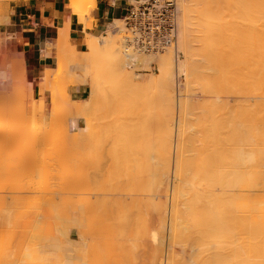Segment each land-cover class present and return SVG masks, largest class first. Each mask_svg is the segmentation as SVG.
I'll return each mask as SVG.
<instances>
[{
	"label": "bare ground",
	"instance_id": "6f19581e",
	"mask_svg": "<svg viewBox=\"0 0 264 264\" xmlns=\"http://www.w3.org/2000/svg\"><path fill=\"white\" fill-rule=\"evenodd\" d=\"M0 1L5 2L3 6L7 10V3L10 0ZM12 1L16 2L19 0ZM67 6L70 14L75 15L79 23L84 26H91L90 21L94 19L92 16V11L95 7L94 0H68ZM81 6H84V9L81 8ZM225 12L235 13L236 16H238L240 12H243L248 17L247 21H244V24L240 23L234 25L236 28L234 27V31H232L233 35L230 34L233 39V42H230V44H235L236 47L238 46L240 49L243 48L244 51L242 49V52H245L244 54L242 53L243 59L240 60L242 54L240 55V52L237 53L238 49H236V47L232 48L229 44L231 50L234 49V52L237 53L236 55H240L239 58L238 56H234L232 51L231 53L233 55L228 53L237 59V62L234 59L231 65H229V67L232 66V68L235 69L232 70L231 67L230 69L228 68L230 73L231 71H237V75L236 73L234 74L235 77H233V74L231 75L232 77L230 76L234 78L232 84L235 82L237 84L235 83V85L233 84L234 86H229L232 80L231 78H227L230 80L228 85L230 90L228 87H225L227 86L226 80L222 79L225 73L222 62L226 59L223 56H228L227 52H225L224 55L222 53L223 51L221 52V50H225L222 49L223 45L221 46V44H223L222 39L225 38L226 31L227 33L229 31L225 26L226 23L224 21L222 22L225 18ZM85 15L92 16V18L90 17L91 19L89 18L90 21L88 24L85 21L86 19L83 18ZM225 15L228 16V14ZM176 19V44L158 54L141 53L128 45L122 36H119V33H123L121 32L123 27L121 28L118 23L119 20H114L109 24L106 31L99 37L87 36L88 41L86 42V49L84 51H79L69 42L67 23L61 22L60 26L55 29L56 32H58L55 38L53 39V37H50V40L46 44L48 49L45 52V56L52 57L54 63L57 62V57L60 61L66 62L67 69L64 71L58 70L56 74L65 73L66 77L69 79L66 83L67 85H65L62 90L56 91V93L52 91V81L57 77L50 73V70L53 68L52 66L39 70L38 79L43 83L42 85L37 84L30 87L31 84H29L28 88V85H25L26 81L23 70L20 69V67L22 68L20 64L23 61L20 62L17 59L18 61L16 62L17 64L20 63L19 65H16L14 61L12 62V66L11 63L9 65L7 64L8 66L5 65V67L8 68L10 66L12 69L9 68V70L11 69L10 72L5 68L0 70V91L3 92H0V118L2 119L0 121H2V128H5L3 121L6 124L7 118L18 121L17 119L19 117L17 114L19 113L21 115L22 113L23 115V109L21 107L17 108L14 106L18 111L12 107L15 110L13 111L17 113L12 115L11 112H8V106L10 102L12 103L14 100L18 101V99H21L20 96L25 92V88L28 94H24L33 101H35L36 94L37 97L45 92L51 94L49 107L52 108L54 104L55 106L53 107L55 110L52 112L50 111L51 114L49 115L55 119L57 118L56 120L59 118L57 112L59 109H57L56 104L62 99H64V101L66 100L64 104L67 103L69 106L64 107V111H61L62 113L64 112L63 115L60 114L61 116L66 115L67 120H70H68L65 125L67 123L68 125L70 123L72 124V121L77 122V120L81 123L82 121L84 122V120L86 122V119L94 118L98 111H100L99 113L106 112L109 105L114 111H123L122 115L124 114L125 118L122 116L120 120L123 119V121L113 122L112 133H102L103 136H108L107 142L110 143L106 153L107 159L110 160L112 165L110 174L117 178L118 173L121 171L120 173L124 175V186L126 185V191L124 190L123 192L122 189V195L124 194L123 198L126 201L130 198L129 201H127L129 204L134 203L132 206H127L128 209L126 206L124 208L130 212L131 210H135L138 213L134 215L138 216L140 213L139 211H141L139 207L144 206V201L145 205L150 206L151 203L148 201L152 200L155 206L153 207L157 210L156 212H158L159 228L162 231V233L159 234L162 235V238H156L159 239V243L156 245L157 248L156 251L154 250L155 253H153V256H150L152 259L149 263L264 264V0H176ZM0 20V24L2 22L5 24L8 23L7 16H0ZM229 23L230 22H228V24ZM235 45H233V47ZM53 50L56 51L57 57L52 56ZM179 55H181L182 59H178ZM155 58L159 61L157 73L142 76L132 72V70L135 69H140V71L142 69L147 70V68L154 63ZM228 58L229 57H227V59ZM238 59L243 61V69L245 71L241 70L242 64L241 66H237L238 68L235 67L236 63L240 65ZM228 61L230 62L229 59ZM227 65L228 64H226V66ZM223 66L226 67L224 62ZM239 67H241V69H239ZM238 70H241V72ZM217 74L218 84L211 80L212 83H214L212 84L207 77L211 78L212 75ZM180 75L185 77L184 85H180L176 81V77ZM236 76L240 77V80L237 79ZM235 79L237 80L235 81ZM238 81L241 82L242 87L239 89L244 88V94L236 88L240 84V82L238 84ZM242 82L245 84V86L243 85L244 87L242 86ZM78 86H87L89 89L88 95L84 100L73 101L67 97L66 88ZM235 90H237V93H240L239 95H245L244 97L242 96L243 100L235 95ZM9 91L11 92L9 93ZM204 92L209 93L206 97V103L204 102V107L200 110L206 118L202 128L204 135L203 141L201 142L205 150H202L197 158L195 156L197 153L193 147V137L195 134L197 135L196 131L198 126L195 123L197 121V118L195 119V113H199L200 111H193L192 97L198 94L202 95ZM228 95L235 97H233V101L235 102L231 101L233 105L238 104L234 105L236 107L229 102ZM72 102L79 104V106H75L74 104V106H70ZM157 102L161 105L158 107L159 110H163L162 112L160 111L161 113L159 110L157 112L158 108L156 106L159 105ZM17 103L18 105L23 104ZM174 104L177 106V116L175 119L173 115ZM101 109L105 111H101ZM240 111L243 112L241 113L242 118L235 114ZM37 113L39 114L38 103L36 102L32 107L31 114L36 115ZM216 113H218L217 117ZM33 115L31 117L32 120ZM100 115L101 114H99V116ZM8 119L7 121H9ZM21 120L25 121V119ZM27 120H30V118ZM63 120L64 119H62V121ZM94 121L96 120L94 119ZM11 122L12 124L14 123V121ZM55 122H53V125H55ZM28 123H30V121H28ZM8 124L10 123L8 122ZM8 124H6V128ZM90 124L88 126H90ZM11 125H8V129H13L9 127ZM75 125V123H73L72 126L70 125V129ZM82 125L84 124L82 123ZM93 126L92 124V127ZM25 127L29 129V125H25ZM42 128L43 130L45 129L44 127ZM85 129L86 128H82L80 130L85 132ZM87 129L89 135H87L86 132L85 134L88 138L90 136L92 137L90 141L93 142L94 151L98 138L101 135L98 134L97 131L91 130L89 127H87ZM8 131H6V133H8ZM48 131L49 130H47L46 133L44 131L43 141L45 142V146H48V144H50L49 147L54 145L52 148L54 147L55 149V145L57 146V144H55L57 143V137L60 135L56 132L57 128L56 131L52 128L51 131H55V134L58 136L51 132L54 136L50 133L51 137H48L51 139L52 143H50V140L46 138V135L50 132ZM70 131L75 133L74 131L76 130L74 128L73 131ZM82 131L81 133H83ZM9 133L12 135L11 132ZM64 133L67 134L66 132ZM31 136H33L31 137L32 139H35L33 133ZM228 136L234 137V142L236 141L235 144L232 142L233 146H231L229 158L226 160L229 165L228 169L225 174L217 173L213 176L207 170L209 167V152L212 153V156L215 155L213 160L217 161L218 165L220 163L224 164L223 159L218 155V143L224 138L227 139ZM10 137L12 138V136ZM53 137H56L55 143ZM46 139L49 143H46ZM3 141L5 143H3ZM12 141L10 142L11 144ZM31 141L33 142L35 140ZM237 141H240L242 146L238 145ZM0 143L6 144V139L0 138ZM42 145L44 146V144ZM18 148H20V146ZM52 148L51 150L47 148V154H51V152L48 153V151H53ZM88 150V155H84L83 157L79 155L75 160V162L77 161V163H75L77 167L82 170L92 165L94 159L97 161L95 151L93 153V151L90 152V149ZM0 153H2V147ZM47 154L45 153V149H43L42 159L37 160H35L36 157L33 153L29 154L27 158L31 163L19 165L22 170H19V167L14 170L10 167L12 169H10L11 171L18 169L19 171L17 170L16 172L22 171V174L24 172V166L28 186L26 187L25 183L23 185H25L26 188L23 186L22 189L20 186L21 184L18 185L21 188L15 187V189L19 188L17 191L22 190V196L19 194V191H15L17 192L15 193L13 190L14 194H19V196L17 195L19 199L14 195L16 200L13 199L14 196H11L16 202L8 199L11 197L6 198L7 195L0 191L2 193H0V230H4L8 233L9 230L7 231L6 229L9 227H12V229L9 228L11 231L16 227H20V229L22 227V235H19L21 231L18 228L16 230L17 232L20 231L19 234L16 233L15 230H13V233L15 235L17 234L16 236L18 239L19 236L23 237L19 239L21 241H18L17 237V240L14 239L15 235L11 233V231H9V234H13L14 236L7 234L5 238L4 235L6 232L4 231V233L2 232L3 234L1 233L3 237L0 234V244L3 243V246L7 241L6 246H4L10 247V249H6L3 246L4 249L0 245V248L3 249H0L1 254L9 252L6 255H0V264H99V254L95 235L98 232V224L100 222L98 218L100 216L97 217V213L100 211L97 210L104 207L103 203L106 196H104L103 200V195L101 196L100 192L104 190L97 186L99 184L98 181L93 179L95 178V173L91 179L98 184L94 181L92 183L91 181L93 184H91V186L89 185V180L85 179L84 183L82 178H79H86V175L77 176L78 179H74L76 181L73 183V190L75 189L79 192L86 187L85 193L87 195L83 192V197L81 194L82 190L80 194L75 191L74 194H78L75 195L77 197L74 198L73 201L70 198L72 203L68 202L73 205L72 207L68 204L72 208H69L71 211L59 210L60 208H57V202L58 200L61 201L59 199L61 198L60 193H62L61 191L67 186L64 188L65 185L61 183L63 187L60 185V188L58 185L60 191V193L58 191L59 196L57 194V187L54 188L53 186L55 185L51 186L48 184L54 183L48 182L46 179L51 177V179L54 180L57 162H54V164L51 163L49 159L51 157L49 155L48 158L46 156ZM20 155L18 157H20ZM33 156L35 158H32ZM195 158H197V162L194 161L193 163V160H196ZM54 159L55 158H51L53 161ZM19 161L22 163L23 159L19 158ZM8 163L9 162H7V164ZM193 165H196V169L194 168L196 172L191 175L190 167L193 168ZM3 166H5V164ZM1 168H4V171ZM1 168L3 175L2 172H0V179L4 178L7 172V167L1 166ZM10 170L8 168V171ZM49 170L51 173H48ZM91 171L92 169H89L87 173L90 174ZM112 171H114V173ZM40 174H43L44 178L47 176V178L44 179ZM10 175H8L10 178L18 176L16 174L13 176V172ZM185 176H190V180L186 181ZM28 177L31 178L29 179ZM10 178L9 181L12 180ZM32 178L36 181L32 182ZM79 179H81L83 183ZM1 180L3 185V179ZM164 185L165 189L164 187L162 189L165 192L161 194L160 190ZM89 188H95V191L96 189L101 191L93 192ZM70 189H72V187H70ZM26 195H30L31 198H27L28 196ZM64 195H66V193ZM98 195L101 196V199H98ZM162 195L163 197L165 195V198H163ZM23 197H26V199ZM162 198L163 200L168 199V201L164 200L163 203ZM136 200L140 201L141 206ZM8 201L11 203H8ZM13 203L16 204H14V207H16V210L14 209L15 211H17L19 207L21 208H19L20 210L17 211V213L12 212ZM126 204L128 205V203ZM61 205L65 207V205H67V199L64 200ZM98 206L101 208L97 209ZM131 207H133V209L130 210ZM21 210L24 212L21 213ZM102 210L104 211V209ZM110 214L115 216L120 214L116 217V223H111V229H109L108 232L112 237H117V239L114 240H116L115 250L118 255L114 264H124L120 260L122 257L119 256V253L123 252L122 249L126 250L127 248L120 249L119 247L120 242L123 241L121 243L122 245L125 241L121 236H123L127 226H124V220L121 218L122 212H119L117 215L114 212ZM164 214L167 215V220ZM16 217H19V220ZM14 224H16V226ZM136 226L137 228L139 227L138 224H136ZM159 228H154L155 230L151 229L153 238L157 235L159 236V234H157L160 232ZM133 229L136 231L134 225ZM123 230L124 232L121 233ZM147 232L148 230L146 233ZM164 235H166L167 238L168 249L163 255ZM140 236H142L141 233ZM8 237H14L13 241L15 244L17 241L20 243L17 242L19 245L14 244L17 246L16 249L13 244L11 245L9 243V239L11 238ZM59 237L69 239L71 248L73 249V253L68 260L56 259L52 254L45 251L44 245H42L44 241L54 242L60 239ZM152 237L150 235V238ZM128 241L129 240L126 242ZM8 243L11 246H8ZM172 245H177L180 248L179 255L174 254ZM8 249H13V251H9ZM119 250L121 251L119 252ZM129 257L131 258L132 256H127V259ZM125 264H127V261Z\"/></svg>",
	"mask_w": 264,
	"mask_h": 264
},
{
	"label": "rangeland",
	"instance_id": "374dc122",
	"mask_svg": "<svg viewBox=\"0 0 264 264\" xmlns=\"http://www.w3.org/2000/svg\"><path fill=\"white\" fill-rule=\"evenodd\" d=\"M13 1L12 0H10V1H8V3H7V10L4 8V3L5 2H3V1H0V16H7L8 17V7H9V4L10 3H12ZM81 8H83L84 9V6H81ZM219 10V9H218ZM80 11V10H79ZM221 11V10H220ZM219 11V12H220ZM215 12V11H214ZM218 12V13H219ZM216 13H217V11H216ZM222 13V12H221ZM225 14H228V16H226ZM222 16H223V14H222ZM92 18V16L90 15H85V16H83V18H85L86 20L85 21H90L89 20V18ZM225 17V18H224ZM224 19L222 20V22L224 21L225 23H226V28H228L227 30H229L228 31V33H227V31H226V36H225V38L224 39H222V41H223V44H221V46L223 45V47H222V49H225V50H221V52L223 53V55L225 54V52H227V54L228 53H230V54H232V53H234V56H240L243 52H242V49L243 48H241L240 49V47H236V45L235 44H230V42H233V39L231 38L232 36L231 35H233V32L232 31H234V27L236 28V26H234V25H237V24H240V23H245L244 21H247V19H248V17H247V15L246 14H244L243 12L241 13L240 12V14H238V16H236L235 15V13H231V12H225L224 13ZM90 18V19H91ZM234 18H236V19H234ZM119 20V25L121 26V28L123 29L121 32H123V33H119V36H122V38H124V35H125V31H124V26H123V21H122V18H120V19H118ZM227 22H226V21ZM231 20V21H230ZM235 22H237V23H235ZM1 21V20H0ZM233 21V22H232ZM90 22H92V20L90 21ZM228 22H230L229 24H228ZM232 22V23H231ZM228 26V27H227ZM231 26V27H230ZM5 28H6V24L5 23H1L0 24V70L1 69H7V71L9 70V68H11L10 66L7 68V67H5V65L6 66H8L10 63H11V66H12V62L14 61V62H16V61H23V62H21V64H20V66H22V68L20 67V69L21 70H23V74L25 75V81H26V83H25V85L27 84L28 86V88H29V84H31L30 85V87L31 86H35V85H37V84H39V85H42L43 83L42 82H40V80L38 79V74H39V71H38V73H37V75H31V73L30 72H28V70L26 69V66H25V62H24V59L22 58V57H19L17 54H16V50H15V48H14V45L12 44V42L10 41V36H8L7 34H5ZM231 28V29H230ZM232 32V33H231ZM231 34V35H230ZM230 36V37H229ZM99 37V36H98ZM226 39V40H225ZM228 39V40H227ZM232 40V41H230V40ZM87 41H88V39H87ZM86 41V42H87ZM224 41H226V42H224ZM229 42V43H228ZM222 43V42H221ZM119 44H120V41H119ZM229 44L232 46V48H235L236 47V49H238V51H237V53L238 52H240L239 54L240 55H236L237 53L236 52H234V49L233 50H231V47H229ZM121 45V44H120ZM233 45H235L234 47H233ZM227 46V47H226ZM47 49H48V47H46ZM240 50V51H239ZM231 51H232V53H231ZM243 51H244V49H243ZM245 53V52H244ZM243 53V54H244ZM230 54H228V56L227 55H224L223 57H225L226 59H225V61L223 60V62H224V65L226 66V64H228L226 67H224L223 66V62H222V67H223V69H224V75H223V77H222V79H224V80H226V83H227V86H225L226 88L228 87V89L230 90V88H229V86H234L235 85V83H233L232 84V82H234V78H231L232 76V74H233V77H235L234 76V74L237 72L236 70H235V72L233 71H231V73H230V67L232 68V66H230L229 67V65H231V62H232V60H236V62H237V59L235 58V57H233V56H231ZM243 54H242V56H240L241 57V59L240 60H242L243 58ZM233 55V54H232ZM52 56L53 57H57L56 56V51L55 50H53V52H52ZM227 57H229L228 59L230 60V62L228 61V59H227ZM230 57H232V58H230ZM239 57V58H240ZM18 59V60H17ZM178 59H182L181 58V55H179L178 56ZM239 60V59H238ZM239 60V61H240ZM57 62H55L54 63V66H53V68L50 70L51 72V74L52 75H55V76H57V77H55V79L52 81V91L54 92V93H56V91H60V90H62L64 87H65V85H67L66 83L68 82V78L66 77V75H65V73L64 74H56V71H58V70H65V69H67V64H66V62L65 61H60L59 60V58L57 57V60H56ZM234 62V61H233ZM236 62H234V63H236ZM158 63H159V61H158V59L157 58H155L154 59V63L153 64H151L148 68H147V70L146 69H142L141 71H140V69H135V70H132V72L133 73H135V74H137V75H144V76H147V75H151V74H155V73H157V67H158ZM8 64V65H7ZM15 64V63H14ZM19 64H17V62H16V65H19ZM241 64H242V66H241ZM235 65V64H234ZM234 65H233V67H234ZM14 66V65H13ZM237 66H241L242 67V69H241V67H239V69H241V70H244L243 68H244V65H243V61H240V65H237V63H236V66L235 67H237ZM229 68V69H228ZM238 68V67H237ZM12 69V68H11ZM10 69V70H11ZM227 69V70H226ZM235 69V68H234ZM233 68H232V70H234ZM10 70H9V72H10ZM128 70H130V69H128ZM226 70V71H225ZM229 70V71H228ZM241 70H238V71H240L241 72ZM228 71V72H227ZM245 71V70H244ZM243 71V72H244ZM227 72V73H226ZM242 72V73H243ZM228 73H229V76H228ZM244 73H246V72H244ZM20 74V73H19ZM236 75H237V73H236ZM243 75V74H242ZM211 76V75H210ZM212 76H214V77H212ZM211 76V78L209 79L208 77H207V79L212 83V81L211 80H213L214 81V83H216V84H218V74L217 75H212ZM231 76V77H230ZM243 76H245V75H243ZM57 78V79H56ZM66 78V79H65ZM227 78H231V85H229V79H227ZM236 78L237 79H239L240 77H237L236 76ZM243 78V77H242ZM241 78V79H242ZM237 79H235V81L237 80ZM240 80V79H239ZM176 81H177V83H179L180 85H184V83H185V77L183 76V75H180L179 77H176ZM179 81V82H178ZM228 81V82H227ZM242 81V80H241ZM243 81L245 82V80H244V78H243ZM33 82V83H32ZM239 82L240 81H238V84H239ZM214 83H212V84H214ZM243 83V82H242ZM215 84V85H216ZM237 84V83H236ZM229 85V86H228ZM245 86V84L243 83L242 84V86ZM243 86V87H244ZM84 88H85V93L83 94V96L80 98V99H82V100H84V99H86L87 98V95H88V87L87 86H84ZM234 89H238V90H240V92H243V94L245 93V91H244V88L243 89H239V88H242L241 87V82H240V84H239V86H237L236 88L235 87H233ZM246 88V87H245ZM69 87L68 88H66V95H67V97H69ZM233 90V89H232ZM243 90V91H242ZM237 90H235V92H236ZM1 93H3L2 91H0ZM11 91H9V93H10ZM239 92V91H238ZM0 93V94H1ZM26 95L28 94L27 93V90H26V88H25V92H24ZM23 93V95H19V94H17V95H19L20 96V98L21 99H18V101H16V100H14V102H10L9 103V106H8V108L10 109H8V112H11L12 113V115H15V113L16 112H14L15 110L14 109H16L15 107H17V108H19V107H21L22 109H23V115H22V113H21V115H22V117H21V115L18 113H16L17 115H18V121H16V120H12L10 117V119H8L9 121H7V119H6V124H8V122L10 123V124H8V125H11L12 124V122L11 121H14V123H15V125H14V123L11 125V126H9V127H11V128H13V129H8V125H7V128H6V124H5V122L3 121V125H5V128H6V130L4 131V129L5 128H2V121H0V125H1V127H0V138H2V139H6V144H1L0 143V149H1V147H2V153H0V168H1V166L2 167H7V169H6V175L4 176V178H1V179H3V185H2V180L0 179V191L1 192H3V194H5V195H7L6 196V198H8V197H11V196H16V198H18V196H19V194H21V196H22V190L21 191H19V194H14V192L15 191H17V189H19V188H21L22 187V189H23V186L25 187V185H26V187L28 186V181L26 180L27 179V176H25V169H24V166H23V175L21 174V172L22 171H20V172H16L17 170H15V171H11L12 169L10 168V167H12L13 168V170L14 169H16L17 167H19V165H27V164H29V163H31V161L30 160H28V156H29V154H31V153H33L34 154V156L36 157V159L35 160H37V159H42V151H43V149H45V153L47 154V152H46V150H47V148H49V150H51V148H52V146H54V145H52L51 147H49L50 146V144H48V146H45V142L43 141L44 140V138H43V134H44V131H45V133H46V131L47 130H49L48 132V135H46L47 137L46 138H48V137H51V132H53V131H51V129L53 128V130L55 129V131H56V128H57V133L60 135V136H58V135H56L55 134V131L53 132L56 136H58L57 138V143H55V138L56 137H53L54 139H53V141H54V143L55 144H57V146L55 145V149H54V147L52 148V150L54 151V150H56V151H48V153L49 152H51V154L49 153V154H47L46 156L49 158V155H50V157L53 159V158H55L54 159V161L53 160H51V158H49L50 159V162L51 163H53L54 164V162L56 163L57 162V168H55L56 170H55V177H54V180L53 179H51V177H48L47 178V176L44 178L43 177V174L41 175L44 179H46L48 182H54V183H48L47 181H45V182H47L48 184H50L51 186H53V185H55V186H53L54 188L55 187H57V194H58V191H59V189H58V185H59V187H60V185H61V183H63L65 186H64V190L63 191H61L62 193H60V191H59V193L61 194V198H59L61 201H59L58 199V202H57V208H60L59 210H61V211H64V210H67L68 212H70L71 211V206L73 207V205H71V203H72V201H73V199L74 198H76L77 196H75V195H78V194H74L75 193V189L73 190V188H74V184L73 183H75L74 181H76V180H74V179H78V177L79 176H85L86 175V178L84 177H79V178H82V180H83V182H84V180L86 179V180H89L90 181V183H89V185L91 186V184L93 183V181L96 179L97 181H98V183H96L95 181V183L96 184H98L97 186H99V187H101V189L102 190H104V191H102V192H100L101 194V196L103 197V200H104V196H105V201H104V207H102V209H104V211L102 210V209H99V208H101L100 206H98V208L97 209H99V210H97V211H100L99 213H97V217L98 216H100V217H98L99 218V224H98V232L96 233V235H95V241H96V245H97V247H98V254H99V256H98V263L99 264H114L115 263V260H116V257H117V255H118V253H116V250H115V248H116V240H114V239H117V237H112L110 234H109V232H108V230L109 229H111V223H113V224H115L116 223V217L117 216H119L120 214H118L119 212H122L123 214H121V218H123V222L125 223L124 224V226H127V229H126V231L124 232V230L121 232V233H123L124 232V234H123V236H121L122 237V239L123 240H125L124 241V243L121 245V243L123 242H120V249H122V248H127L126 250H123L122 249V251L125 253H123V252H120L121 250H119V252L120 253H122V254H120L119 253V256L120 257H122V259H123V261H122V259H120L121 260V262L122 263H126V261H127V264H150L149 263V261L152 259L150 256H153V253H155V251H156V245H158V240L160 239V238H162L161 236V234H159V233H162V231H161V229L159 228V216H158V212H156L157 210L154 208L155 206H154V204L152 203V200H150V201H148L149 203H151V205L150 206H148V205H145V201H144V206H142V207H139V208H141V211H139L140 213H139V215L138 216H135L138 212H136L135 210H131V209H133V207H131L130 208V210H131V212L128 210H126V208L128 209V207L129 206H132L133 204L132 203H130L129 204V202H127V201H129V199L126 201L124 198H123V195H122V189H123V192H124V190H125V188H126V185L124 186V178H123V174H121L120 172L118 173V175H117V178L119 179V181H118V179L116 178V176L115 177H113V176H111V174H110V172H111V167H112V165H111V162H110V160H108L107 159V155H106V153H107V150H108V148H109V144L110 143H108L107 141H108V136H103V133H112V128H113V122H115V121H123V119H121L120 120V118L123 116V118H125L124 117V114L122 115V112L123 111H117L116 109V111H114L112 108H111V106L109 105L108 106V109H107V111L106 112H101V113H99L100 111H98V113H96V117L94 116V118H88V120L86 119V122H85V120H84V122L82 121V123L84 124V125H82V123L80 122V121H78L77 120V122L75 121V122H73L72 121V124L73 123H75L76 125V127L74 126V127H72V129H70L71 128V126H72V124L70 123L69 125H68V123L65 125V123L66 122H68V120H67V117H66V115L65 116H61V115H63V113L61 112V111H64L63 109H64V107H67V106H69V104H67V103H65L64 104V102L66 101H64V99H62V100H60L59 102H57L58 104H56L57 105V109H59V110H57V112H58V114H59V118H58V120H56L54 117H52V116H50L49 114H51L50 113V111L52 112L53 110H55V108L53 107V106H55L54 104H53V106H52V108L51 107H49L50 106V102H51V94L49 93V92H45L44 94H42V95H39L38 97H37V94H36V97H35V101H33L30 97H27L25 94ZM205 94V95H204ZM208 92H204L202 95H200V94H198L197 96H195V97H192V99H193V101H192V108L194 109L193 111L195 112V111H197V112H199L201 109H202V107H204V102L206 103V97L208 96ZM240 93H235V95H237L238 97H240V99L242 98V96L241 95H239ZM26 97H25V96ZM204 95V96H203ZM19 96H18V98H19ZM24 96V97H23ZM245 96V95H244ZM243 96V97H244ZM228 97H229V102L230 103H232V105H233V102H235V101H233V97L231 96V95H228ZM26 98V99H25ZM70 98V97H69ZM195 98V99H194ZM235 98V97H234ZM237 98V97H236ZM25 99V100H24ZM238 99V98H237ZM21 100V101H20ZM233 102H232V101ZM236 100V99H235ZM241 100H243V98L241 99ZM240 100V101H241ZM24 101V102H23ZM73 101H75V100H73ZM80 101V100H79ZM17 102H19V103H23L22 105H18V103ZM32 102H33V105H35V103L37 102L38 103V111H39V114L37 113L36 115H33V114H31V110H32V107H33V105H32ZM238 102V101H237ZM239 103V102H238ZM243 103V102H242ZM242 103H241V106H242ZM10 104H12V105H10ZM47 104V105H46ZM79 106V104H76V103H74V102H72V104H70V106L72 105V106ZM157 104H159V102H157ZM163 104V103H162ZM245 104V103H244ZM243 104V105H244ZM175 105V107L173 108L174 110V119L176 118V116H177V106H176V104H174ZM173 105V106H174ZM234 105H238V104H234ZM233 105V106H234ZM15 106V107H14ZM61 106V107H60ZM159 106H161L160 104L159 105H157L156 107L158 108ZM245 106V105H244ZM14 109H13V108ZM63 107V108H62ZM234 107H236V106H234ZM240 107V106H239ZM161 109H162V107H161ZM176 109V110H175ZM13 112H12V111ZM17 110V109H16ZM20 110V109H19ZM158 110H159V108L157 109V112H158ZM238 110V109H237ZM18 111V110H17ZM36 111H37V109H36ZM101 111H105L104 109H101ZM162 112L163 110H159V112ZM239 111V110H238ZM243 111H244V109H243ZM160 112V113H161ZM164 113V112H163ZM240 113V114H239ZM239 113H235L236 115H238V117H241L242 118V114L241 113H243L242 111H240ZM46 114V115H45ZM61 114V115H60ZM99 114H101L100 116H99ZM196 114V116H195V119L197 120L195 123L198 125L197 126V131H196V133H197V135L195 134L194 135V137H193V141H194V149H195V151H196V153H197V155H195L197 158L199 157V154H201V151L202 150H205V148L201 145V142L203 141V135H204V133H203V125H204V122H205V120H206V118H205V115L200 111L199 113H195ZM194 114V115H195ZM32 115H33V120H32ZM50 116V117H49ZM103 116V117H102ZM218 116V113H216V117ZM16 117V116H15ZM35 117V118H34ZM58 117V116H57ZM98 117V118H97ZM14 118V117H13ZM30 118V120H27V119H29ZM41 118V119H40ZM65 118H66V121H65ZM103 118V119H102ZM118 118H119V120H118ZM240 118V119H241ZM15 119V118H14ZM20 119V120H19ZM21 119H25V121H26V123H25V121L24 120H21ZM52 120V122H51V120ZM62 119H64L63 121H62ZM85 119V118H84ZM91 121H90V120ZM94 119L96 120V121H94ZM116 119V120H115ZM0 120H2L1 118H0ZM42 120H43V122H42ZM54 120V121H53ZM55 120H56V122H55ZM242 120V119H241ZM28 121H30V123H28ZM70 121V120H69ZM88 121H89V123H88ZM18 122V123H17ZM21 122H22V124H21ZM37 124H36V123ZM53 122H55V125H53L54 123ZM64 122V123H63ZM80 122V123H79ZM28 123V124H27ZM91 123V124H90ZM122 123V122H121ZM58 124V125H57ZM59 124H60V126H59ZM63 124V125H62ZM81 124V125H80ZM90 124V126H88ZM92 124L94 125L93 127H92ZM25 125L26 126H28L29 125V129H28V127L26 128L25 127ZM33 125V126H32ZM65 125V126H64ZM71 125V126H70ZM86 125V126H85ZM14 126V127H13ZM52 126V127H51ZM59 126V127H58ZM78 126V127H77ZM4 127V126H3ZM19 127V128H18ZM22 127V128H21ZM42 127H44L45 129L43 130V128ZM50 129H49V128ZM64 127V128H63ZM87 127H89V128H91V130H95V131H97L98 132V134H100L101 136H99V138H98V141H97V144H96V149L94 150L95 151V153H96V155H97V161H96V159H94L93 160V166L92 165H89V166H87L85 169H80V168H78L77 167V165L75 164V163H77V161L75 162V160L77 159V156L79 157V155H82V157L84 156V155H88L89 153V150L88 149H90L91 151L90 152H92L93 151V142L92 141H90V140H92V137L90 136L89 138H88V136L87 135H89L88 134V132H87ZM16 128V129H15ZM36 128V129H35ZM67 128V129H66ZM75 128V130L76 131H74L75 133H73V132H71L70 130H72L73 131V129ZM77 128V129H76ZM82 128H86L84 131L86 132V134H85V132H83L82 130H80V129H82ZM93 128V129H92ZM2 129V130H1ZM9 131H8V130ZM26 129H27V131H26ZM47 129V130H46ZM65 129V130H64ZM31 130H32V132H31ZM6 131H8V133H6ZM13 131V132H12ZM25 131V132H24ZM29 131V132H28ZM43 132V133H41V132ZM66 132L69 136H71V137H69L67 134H65L64 132ZM78 131V132H77ZM80 131V132H79ZM81 131L84 133H81ZM5 132V133H4ZM9 132H11L12 133V135H10V133ZM101 132V133H100ZM103 132V133H102ZM3 133H4V135H3ZM33 133V135H35V139H32L31 137H33V136H31V134ZM51 133V134H50ZM25 134V135H24ZM54 134H52L53 136H54ZM14 135V136H13ZM82 135V136H81ZM10 136H12V138L10 137ZM29 136V137H28ZM233 136V135H232ZM232 136L230 137V136H228V138L227 139H223L222 141H220L219 143H218V145H219V153H218V155L223 159V161H224V164H219L218 165V163H217V161H214L213 160V158H215V155L214 156H212V153L211 152H209V154H210V157H208V164H209V167L207 168V170L209 171V173L210 174H212L213 176H214V174H217V173H220V174H225L226 173V171H227V169H228V162H226V160L229 158V152H230V150H231V146H233V144H232V142L235 144L236 143V141L234 142V137L232 138ZM26 137H28V138H26ZM69 138V139H68ZM8 139H10V140H8ZM12 139H13V141H12ZM49 140H50V143H52L51 142V139L50 138H48ZM31 140H35V141H33L34 142V144H33V142L31 141ZM47 140V139H46ZM45 140V141H46ZM12 141V144L10 143ZM70 141V142H69ZM44 142V143H43ZM69 142V143H68ZM3 143H5L4 141H3ZM32 143V144H31ZM46 143H49L48 142V140L46 141ZM53 143V144H54ZM66 143V144H65ZM237 143H238V145H240V146H242V143L240 142V141H237ZM36 144V145H35ZM42 144H44V146L42 145ZM3 145H6V146H3ZM64 145V146H63ZM66 145V146H65ZM20 146V148H18ZM59 146V147H58ZM3 147H4V149H3ZM6 147V148H5ZM63 147V148H62ZM212 149V148H211ZM211 149H210V151H211ZM4 150V151H3ZM97 150V151H96ZM213 150H214V147H213ZM94 151H93V153H94ZM57 152V153H56ZM215 152V151H214ZM56 153V154H55ZM92 153V154H93ZM21 154V155H20ZM43 154H44V152H43ZM20 155V157H18ZM95 155V156H96ZM32 157V158H35V157ZM55 156V157H54ZM45 157V156H44ZM19 158L20 159H23V162L21 163L20 161H19ZM47 158V159H48ZM197 158H195L196 160H193V163H194V161H196L197 162ZM83 159V158H82ZM9 160V161H8ZM9 162L8 164H11V165H8L7 164V162ZM19 161V162H18ZM4 162V163H3ZM95 162V163H94ZM19 163H21V164H19ZM5 164V166H3ZM76 165V166H75ZM95 165V166H94ZM8 168H9V170L11 171H8ZM20 168V167H19ZM26 168V167H25ZM50 168V167H49ZM196 169V165H193V168H191L190 167V172H191V175L192 174H194L196 171H195V169ZM2 169V168H1ZM1 169H0V172H2L1 171ZM4 169V168H3ZM2 169V170H3ZM51 169V168H50ZM79 169V170H78ZM89 169H92V171H91V173L90 174H88L89 173V171H88V173H87V170H89ZM19 170H22L21 168L19 169ZM18 170V171H19ZM48 170V169H47ZM46 170V171H47ZM4 171V170H3ZM52 171V170H51ZM13 172V176H15L14 174H16V175H18L17 177H13V178H10V174ZM42 172H43V170H42ZM86 172V173H85ZM113 173H114V171H112ZM9 173V174H8ZM48 173H51L50 172V170H49V172ZM48 173H46L47 175H50V174H48ZM94 173H95V178H93V176H94ZM115 173H116V171H115ZM21 174V175H20ZM52 174H53V171H52ZM97 174V175H96ZM2 175H3V172H2ZM8 175H10V176H8ZM20 175V176H19ZM76 175V176H75ZM119 175H120V177H119ZM170 175V174H169ZM50 176H52V175H50ZM78 176V177H77ZM87 177H88V179H87ZM9 178L10 179H12L11 181H9ZM20 178V179H19ZM29 178V177H28ZM31 178V177H30ZM29 178V179H30ZM91 178H93L94 180L92 181V179ZM16 179V180H15ZM21 180H23V181H21ZM81 182H82V180L81 179H79ZM126 180V179H125ZM185 180L186 181H188V180H190V176H185ZM21 181V182H20ZM24 181H26V182H24ZM36 180L34 179V178H32V182H35ZM44 181V180H43ZM91 181H92V183H91ZM7 182V183H6ZM23 182V183H22ZM30 182V181H29ZM57 182V183H56ZM69 182V183H68ZM82 182V183H83ZM26 183V184H25ZM85 183V182H84ZM87 183V182H86ZM94 183V184H95ZM120 183V184H119ZM164 183V182H163ZM167 183V182H166ZM21 184V185H20ZM23 184H25V185H23ZM30 184V183H29ZM95 184V185H96ZM165 184V183H164ZM18 185H20V186H18ZM93 185V184H92ZM166 185V184H165ZM165 185L164 186H162L161 187V194L163 193V192H165V191H163V187H164V189H165ZM62 187H63V185H61ZM15 187H19V188H17V189H15ZM25 187V188H26ZM69 187V188H68ZM70 187H72V189H70ZM94 187V186H93ZM98 187V188H99ZM61 188V187H60ZM82 188V187H81ZM96 188V187H95ZM95 188H89L90 190H92L93 192L95 191L94 189ZM100 189V188H99ZM13 190H14V192H13ZM60 190H62V189H60ZM70 190V191H69ZM82 190V193L80 192ZM79 192L78 191H76V192H78L79 194L81 193L82 194V196L84 197V195H83V192H84V194H86L85 193V191H86V187H85V189H81ZM17 191V192H18ZM65 191V192H64ZM99 191H101V190H97L96 189V191L95 192H99ZM126 191V190H125ZM0 192V193H1ZM17 192H15V193H17ZM21 192V193H20ZM104 192H106V193H104ZM66 193V195H64ZM73 193V194H72ZM103 193V194H102ZM2 194V193H1ZM63 194V195H62ZM69 194V195H68ZM99 194V193H98ZM164 194V193H163ZM166 194V193H165ZM87 195V194H86ZM100 195H98V199H101L100 197ZM15 196L13 197V199H15ZM26 196H28V195H26ZM33 196H36V195H33ZM30 197V195L27 197V198H29ZM62 197H65L66 199H67V205H65V207L63 206V205H61V204H63V201L64 200H66L65 198H62ZM162 197H163V195H162ZM23 198H25L26 199V197H23ZM31 198V197H30ZM33 198H36V197H33ZM32 198V199H33ZM72 199V201H71V199ZM82 198V197H81ZM125 198H126V193H125ZM163 198H165V195H164V197ZM163 198H162V202L164 203V200H163ZM243 198H244V196H243ZM9 200H12L13 202H16V201H14L13 199H12V197L11 198H8ZM19 199V198H18ZM85 199V198H84ZM16 200V199H15ZM56 200V201H57ZM102 201V200H101ZM125 201V202H124ZM131 202H134L133 200H130ZM137 201V200H136ZM160 201H161V198H160ZM159 201V202H160ZM165 201H168V199L167 200H165ZM68 202H71V203H68ZM103 202V201H102ZM123 202H124V205H123ZM137 202H139L138 204L140 205V201H137ZM147 202V201H146ZM147 202V203H148ZM8 203H11L10 201H8ZM101 203V202H100ZM99 203V204H100ZM126 203H128V205L126 204ZM146 203V204H147ZM14 204L15 203H13V205H12V207H13V211L12 212H16L17 213V211H19L20 209L18 208V210L17 211H15L16 210V207H14ZM71 205V206H69V205ZM102 204V203H101ZM100 204V205H101ZM153 204V205H152ZM10 205V204H9ZM16 205V204H15ZM18 206H19V203H18ZM126 206V208H124ZM128 206V207H127ZM135 206V205H134ZM141 206V205H140ZM154 206V207H153ZM47 207V206H46ZM136 207H137V205H136ZM69 208H71V209H69ZM15 209V210H14ZM137 209H138V207H137ZM155 211H154V210ZM103 213H102V212ZM117 211H118V213H117ZM124 211V212H123ZM125 211H127V212H125ZM21 213H23L24 211H20ZM115 213L117 216H115V215H111L110 213ZM133 212H136V213H133ZM13 213V214H14ZM19 213V212H18ZM126 213V214H125ZM12 214V213H11ZM102 214V215H101ZM135 214V215H134ZM14 215H16V214H14ZM13 215V216H14ZM19 215V214H18ZM22 215V214H21ZM20 215V216H21ZM166 217V220H167V215L166 214H164ZM17 216V215H16ZM22 216H24V215H22ZM22 216H21V218H22ZM112 216V217H111ZM113 217H114V219H113ZM12 218V217H11ZM16 218H18V220H19V217H16ZM111 218V219H110ZM13 219H15V218H13ZM25 219V218H24ZM122 220V219H121ZM13 221V220H12ZM117 223H118V221H117ZM132 223H136V224H138L139 225V227L137 228V226H136V224H132ZM12 224H13V222H12ZM11 224V225H12ZM15 226H16V224H14ZM132 225V226H131ZM133 225L135 226V229H136V231L133 229ZM18 226V225H17ZM20 226V225H19ZM129 226H131V227H129ZM129 227V228H128ZM9 228H11L12 229V227H9ZM9 228H5L7 231L9 230V231H11ZM18 227H16L15 229H13V230H15V232L16 233H18L19 234V232L21 231V233L19 234V235H22V227H21V229H20V227L18 228V229H20V231L19 232H17V229ZM123 228H125V227H123ZM139 228H140V231H139ZM156 229V228H159V230H160V232H158L157 234H159V236L157 235L155 238H153L152 237V232H151V229ZM129 229V230H128ZM154 229V230H155ZM11 231V233H13L14 231ZM148 230V232L146 233V231ZM4 231V230H3ZM2 230H0V234L3 232ZM9 231H8V233L6 232V231H4V232H6V234L4 235V237L7 235V234H9ZM135 231V232H134ZM153 231V230H152ZM3 232V233H4ZM24 232V231H23ZM141 233V235L142 236H140V233ZM2 233V234H3ZM165 233H166V229H165ZM1 234V236L3 237V235ZM14 234V233H13ZM13 234H9V235H13ZM8 235V236H9ZM15 235V234H14ZM13 235V236H14ZM17 235V234H16ZM15 235V238L14 239H16V236ZM18 235V236H19ZM150 235H151V237L152 238H150ZM0 236V237H1ZM23 237V236H22ZM22 237L21 236H19V239H22ZM145 237V238H144ZM159 238V239H156V238ZM6 238V237H5ZM8 238H11V237H8ZM7 238V239H8ZM13 238H11V239H9V243L12 245L13 244V246H15V245H19L20 243L18 242V241H21V240H19L18 239V237H17V239H18V243L16 242V244L14 243V241H13ZM60 239H58L57 241H54V242H49V241H44L43 242V244L42 245H44V250L45 251H47L48 253H50V254H52L53 255V257H56V259H59V260H68L70 257H71V255H72V253H73V249L71 248V244H70V242H69V239H63V238H61V237H59ZM4 239V238H3ZM6 239V240H7ZM16 239V240H17ZM121 239V238H120ZM5 240V241H6ZM11 240V241H10ZM127 240H129L128 242H126ZM3 241V240H2ZM4 241V242H5ZM121 241V240H120ZM0 242H1V238H0ZM7 242V241H6ZM5 242V246H6V243ZM13 242V243H12ZM8 243V246L10 245ZM3 244V243H2ZM2 244H0L1 246H2ZM15 244V245H14ZM3 245V246H4ZM10 245V246H11ZM2 246V248H4ZM123 246V247H122ZM16 247L17 246H15L14 248L16 249ZM2 248H0V249H2ZM6 249L7 248H9L10 249V247H5ZM4 248V249H5ZM11 248H13V247H11ZM13 248V249H14ZM8 249V250H9ZM13 249H11V250H9V251H13ZM167 249H168V247H167V238H166V235H164V243H163V248H162V254L164 255L165 253H166V251H167ZM3 250V249H2ZM155 250V251H154ZM1 251V250H0ZM6 251V250H5ZM129 252V253H127V252ZM172 251L174 252V254L175 255H179V253H180V248L177 246V245H172ZM6 254H8L9 252H5ZM2 254H4V253H2ZM1 253H0V255H2ZM6 254H4V255H6ZM128 254V255H127ZM125 256V257H124ZM127 256H132L131 258L129 257L128 259H127ZM133 256H134V258H133ZM124 257V258H123ZM125 259H127V260H125ZM136 261H135V260ZM135 261V262H134ZM152 262V261H151Z\"/></svg>",
	"mask_w": 264,
	"mask_h": 264
},
{
	"label": "crops",
	"instance_id": "0c3cea01",
	"mask_svg": "<svg viewBox=\"0 0 264 264\" xmlns=\"http://www.w3.org/2000/svg\"><path fill=\"white\" fill-rule=\"evenodd\" d=\"M131 1L94 0V19L89 27L79 23L78 18L70 14L68 0H19L9 4L8 23L4 31L11 37L16 54L24 59L28 72L37 75L42 68L54 66L52 57L45 56L46 44L50 37L55 38L58 33L55 29L61 22L67 23L70 44L84 51L87 36L98 37L103 34L109 24L123 17ZM84 93V86L69 89L71 100H82L80 98Z\"/></svg>",
	"mask_w": 264,
	"mask_h": 264
},
{
	"label": "built area",
	"instance_id": "2783aa9c",
	"mask_svg": "<svg viewBox=\"0 0 264 264\" xmlns=\"http://www.w3.org/2000/svg\"><path fill=\"white\" fill-rule=\"evenodd\" d=\"M124 40L145 54H158L176 44V0H132L123 17Z\"/></svg>",
	"mask_w": 264,
	"mask_h": 264
}]
</instances>
